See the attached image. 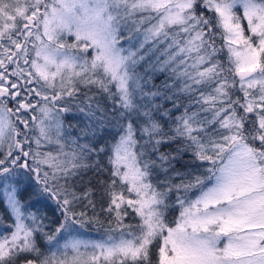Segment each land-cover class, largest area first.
I'll return each instance as SVG.
<instances>
[{
	"label": "snow or ice",
	"instance_id": "obj_1",
	"mask_svg": "<svg viewBox=\"0 0 264 264\" xmlns=\"http://www.w3.org/2000/svg\"><path fill=\"white\" fill-rule=\"evenodd\" d=\"M0 203V264H264V0H0Z\"/></svg>",
	"mask_w": 264,
	"mask_h": 264
},
{
	"label": "trees",
	"instance_id": "obj_2",
	"mask_svg": "<svg viewBox=\"0 0 264 264\" xmlns=\"http://www.w3.org/2000/svg\"><path fill=\"white\" fill-rule=\"evenodd\" d=\"M163 79V77H158L156 80V83L159 84L160 81ZM65 123L66 124H78L79 123V117L74 116L72 114H68L65 117ZM190 156H184L183 159L176 165L178 169L181 171H184L183 165L190 161ZM31 210L36 211L37 209H40L42 212L46 213L50 218L54 219L56 216L59 215L58 212H55V204L52 201L40 199L37 200L35 197L31 200ZM11 224V219L9 216L5 213L3 204L0 203V234H8L9 233V225ZM85 232H87L89 235H91L94 238H104L108 234L105 228H101L97 225H93L89 228L84 229Z\"/></svg>",
	"mask_w": 264,
	"mask_h": 264
},
{
	"label": "rangeland",
	"instance_id": "obj_3",
	"mask_svg": "<svg viewBox=\"0 0 264 264\" xmlns=\"http://www.w3.org/2000/svg\"><path fill=\"white\" fill-rule=\"evenodd\" d=\"M218 43H219V41H218ZM82 237L85 238V239H96V240L102 239V238H94V237H92L87 232H85L84 229L82 230Z\"/></svg>",
	"mask_w": 264,
	"mask_h": 264
}]
</instances>
